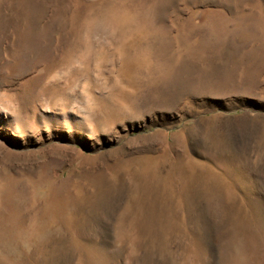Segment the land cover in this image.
<instances>
[{"label": "rangeland", "instance_id": "1", "mask_svg": "<svg viewBox=\"0 0 264 264\" xmlns=\"http://www.w3.org/2000/svg\"><path fill=\"white\" fill-rule=\"evenodd\" d=\"M0 264H264V0H0Z\"/></svg>", "mask_w": 264, "mask_h": 264}]
</instances>
